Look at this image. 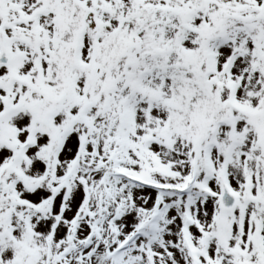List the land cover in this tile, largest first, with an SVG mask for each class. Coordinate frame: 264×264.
<instances>
[{
    "label": "snow or ice",
    "instance_id": "obj_1",
    "mask_svg": "<svg viewBox=\"0 0 264 264\" xmlns=\"http://www.w3.org/2000/svg\"><path fill=\"white\" fill-rule=\"evenodd\" d=\"M0 264H264V0H0Z\"/></svg>",
    "mask_w": 264,
    "mask_h": 264
}]
</instances>
